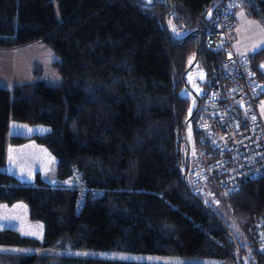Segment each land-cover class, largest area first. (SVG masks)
Returning a JSON list of instances; mask_svg holds the SVG:
<instances>
[{
	"label": "trees",
	"instance_id": "1",
	"mask_svg": "<svg viewBox=\"0 0 264 264\" xmlns=\"http://www.w3.org/2000/svg\"><path fill=\"white\" fill-rule=\"evenodd\" d=\"M217 2L214 16L240 4L264 23V0H0V50L45 42L60 57L61 77L55 86L0 85V167L9 139L33 140L55 158L57 181L66 182L76 168L105 191L101 198L88 195L78 209L75 189L50 184L38 172L24 183L0 170V203L22 201L28 218L42 223L39 238L1 228L0 264H264L255 231L264 177L228 196L218 191L239 235L194 192L187 174L183 179L185 122L203 102L219 55L198 50L205 90L194 108L184 94L186 73ZM249 56L264 86V47ZM219 78L216 71L213 80ZM11 119L47 131L9 138ZM195 122L196 113L194 146ZM103 251L180 262L98 257Z\"/></svg>",
	"mask_w": 264,
	"mask_h": 264
},
{
	"label": "built area",
	"instance_id": "2",
	"mask_svg": "<svg viewBox=\"0 0 264 264\" xmlns=\"http://www.w3.org/2000/svg\"><path fill=\"white\" fill-rule=\"evenodd\" d=\"M230 6L206 27L202 46L219 55L211 74L203 102L196 111L198 144L191 148L187 179L196 186L215 184L225 195L238 192L248 180L264 177V121L260 107L264 97L263 83L251 69L248 54H236L230 31L234 27ZM65 187L77 191L80 209L88 195L101 198L104 189L87 184L81 173L72 168ZM53 187V185H50ZM258 250L264 258V212L255 223Z\"/></svg>",
	"mask_w": 264,
	"mask_h": 264
},
{
	"label": "rangeland",
	"instance_id": "3",
	"mask_svg": "<svg viewBox=\"0 0 264 264\" xmlns=\"http://www.w3.org/2000/svg\"><path fill=\"white\" fill-rule=\"evenodd\" d=\"M233 13H235L237 23L230 31L232 45L236 46L238 44L242 46L245 50L244 54H248L249 52H252L256 49L259 50L264 47V23L259 19L250 16L248 13H245L242 8H236ZM59 60L60 57L57 55V53L47 43L42 41L31 42L19 47L0 50V85L11 87V84L34 82L37 80H43L46 84L52 86L58 85L61 80L57 69V62ZM193 70L194 71L188 75L190 80L193 79L191 89H186L184 91V94L191 99L192 108L195 107V101H197V98H200L203 95L205 90L202 85H199L197 81H194V79L198 77L199 74L204 72L202 64L196 63ZM261 114L264 121L262 109ZM8 128V133L10 136L16 134L20 136H28L29 134L43 133L47 131V126L45 125H31L14 119L10 120ZM186 136L188 144H191L190 148L193 147L194 127L190 122L186 127ZM35 145L36 144H27L26 148L31 150L29 152L21 150L22 155L25 156V161H22L21 163L17 162L14 168H21L23 171H26L30 166L34 173L36 170L44 172V177L50 180L49 182L47 181L50 184L56 185V183H65L64 181L59 182L57 180H51V175L54 174L55 159L52 158L53 156L49 151L45 150L46 148L42 150V153L34 151ZM8 169L9 168H7V171L10 172ZM187 181L189 184L191 183L189 179H187ZM190 186L193 188L194 192L202 196L204 201L212 206L213 209L222 217L225 223L237 235H239L238 226L230 216L229 210L224 206L220 195H218V190L213 185L207 186L205 188L203 186H196L191 183ZM12 207L14 208H12L11 211H2L1 216H5L6 214L10 213L12 217L15 216V223L8 221L6 224H8L10 227V224H12L21 235L39 238L42 234V223L38 221H34L36 223L31 222L27 215L24 216V212H22V209H20L19 206ZM4 219L6 218L4 217ZM19 219L21 221H19ZM97 256L107 259L140 262H180V259L171 256L131 254L115 251H103L98 253ZM196 261L201 264H222L221 262L212 259H198Z\"/></svg>",
	"mask_w": 264,
	"mask_h": 264
},
{
	"label": "crops",
	"instance_id": "4",
	"mask_svg": "<svg viewBox=\"0 0 264 264\" xmlns=\"http://www.w3.org/2000/svg\"><path fill=\"white\" fill-rule=\"evenodd\" d=\"M236 8H242V5H240V4H238V5H236V7H235V9ZM243 9V8H242ZM244 10V9H243ZM235 11V10H234ZM245 11V10H244ZM245 13H247L246 11H245ZM258 19V18H257ZM260 20V19H259ZM234 21H235V24H234V26L236 25V23H237V21H236V18H235V13H234ZM261 21V20H260ZM262 22V21H261ZM234 28V27H233ZM233 35H234V32H233ZM233 46V50L235 51V53L236 54H244L245 53V50H244V48L242 47V46H240V45H236V46H234V45H232ZM257 50V49H256ZM256 50H254V51H256ZM254 51H252V52H254ZM252 52H249L248 53V55L250 54V53H252ZM247 54V53H246ZM193 60H194V57H193V59L191 60V63L193 62ZM197 62L196 61H194V64H193V66H191V68H189V70H188V72L186 73V80H187V88L186 89H191V86H192V84H193V79H189L188 78V75L189 74H191L194 70H193V68H194V66H195V64H196ZM204 78H205V71L204 72H202V74H199L198 75V77H196L195 79H194V81L196 82L197 81V83L199 84V85H202V83L204 82ZM12 85V84H11ZM10 85V86H11ZM262 102H263V100H262ZM261 109H262V111H263V115H264V102L262 103V106H261ZM261 109H260V112H261ZM262 115V114H261ZM8 135H9V133H8ZM17 135V134H16ZM30 135H32V134H29L28 136H23V137H29ZM9 138H10V135H9ZM27 144L28 145H31V144H36L35 146H34V151H38V152H40V153H42V150L45 148L43 145H40V144H37V143H35V142H33L32 140H27L26 142H23V143H21V144H14V143H12V142H10V139L8 140V143H7V148H6V160H5V164L2 166V167H0V170L1 171H3V172H7V173H9V174H12L13 176H15L18 180H20L21 182H24V183H32L33 182V180H34V174L36 173V172H40L39 173V176L43 179V180H45V181H50V180H48L46 177H44V172H42V171H40V170H36V172L34 173V171H33V169H31V167L29 166L28 168H27V170L26 171H23L21 168H14L15 167V165H16V163L17 162H22V161H25V156L24 155H22V153H21V150L22 151H27V152H29V151H31L30 149H27L26 148V146H27ZM45 150H47V149H45ZM48 151V150H47ZM28 156V155H27ZM26 156V157H27ZM52 157V156H51ZM52 158H54V157H52ZM55 159V158H54ZM54 162L56 163V160H54ZM8 166V167H7ZM7 168H9L8 170L10 171V172H8L7 171ZM26 173H28V174H26ZM54 175V174H53ZM53 175H51L52 176V178H51V180L53 181V180H56V178H55V176L53 177ZM12 206H19L20 207V209H22V212H24L23 214H24V216H28V207H27V205L25 204V203H22L21 201H18V202H14L13 204H3V203H0V229L1 228H11V229H15V227L12 225V224H10L11 225V227L8 225V224H6L8 221H10L11 223L13 222V223H15V216H11L10 215V213H8V214H6L5 216H1V214H2V211H11L12 210V208H14V207H12ZM16 208H18V207H16ZM4 217L6 218V219H4ZM19 221H21L20 219H19ZM29 221V220H28ZM31 222H34V221H31ZM27 223V222H26ZM34 223H36V222H34Z\"/></svg>",
	"mask_w": 264,
	"mask_h": 264
},
{
	"label": "water",
	"instance_id": "5",
	"mask_svg": "<svg viewBox=\"0 0 264 264\" xmlns=\"http://www.w3.org/2000/svg\"><path fill=\"white\" fill-rule=\"evenodd\" d=\"M221 2H217L216 4H214L213 6L210 7V9L207 11L206 13V16H205V19L206 21H209L212 17V15L214 14L215 10L220 6ZM173 36V35H172ZM202 46V42H200L198 45H197V48H196V53H195V56H194V60L193 62L189 65L188 69L191 68V66H193L194 64V61H196L197 59V53H198V50L199 48ZM197 101L199 102V98H197ZM198 107V105H197ZM197 107H195L194 111L189 115V117L186 119V122H185V129L187 127V124L193 119V116L194 114L196 113L197 111ZM185 141H186V144H187V151L185 153V170H184V173H183V179H185L186 177V174H187V169H188V157H189V144H188V141H187V136L185 135Z\"/></svg>",
	"mask_w": 264,
	"mask_h": 264
}]
</instances>
